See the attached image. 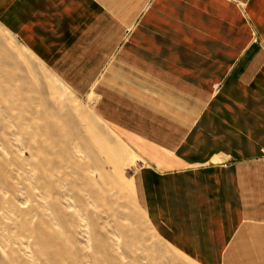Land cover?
Here are the masks:
<instances>
[{
    "label": "crops",
    "instance_id": "1",
    "mask_svg": "<svg viewBox=\"0 0 264 264\" xmlns=\"http://www.w3.org/2000/svg\"><path fill=\"white\" fill-rule=\"evenodd\" d=\"M0 24L98 97L166 242L264 264V0H0Z\"/></svg>",
    "mask_w": 264,
    "mask_h": 264
},
{
    "label": "rangeland",
    "instance_id": "2",
    "mask_svg": "<svg viewBox=\"0 0 264 264\" xmlns=\"http://www.w3.org/2000/svg\"><path fill=\"white\" fill-rule=\"evenodd\" d=\"M31 52L0 24V264H200L150 223L98 97Z\"/></svg>",
    "mask_w": 264,
    "mask_h": 264
},
{
    "label": "bare ground",
    "instance_id": "3",
    "mask_svg": "<svg viewBox=\"0 0 264 264\" xmlns=\"http://www.w3.org/2000/svg\"><path fill=\"white\" fill-rule=\"evenodd\" d=\"M24 49V48H23ZM26 52H28L26 49H24ZM107 138V137H106ZM109 146V145H108ZM110 148V147H109ZM116 149V148H115ZM110 150V149H109ZM116 150H118V149H116ZM112 151H113V153H114V150L112 149ZM110 152H111V150H110ZM119 153V152H118ZM118 156V155H117Z\"/></svg>",
    "mask_w": 264,
    "mask_h": 264
}]
</instances>
